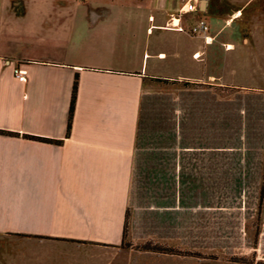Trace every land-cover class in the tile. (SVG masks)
I'll list each match as a JSON object with an SVG mask.
<instances>
[{
    "label": "crops",
    "instance_id": "obj_1",
    "mask_svg": "<svg viewBox=\"0 0 264 264\" xmlns=\"http://www.w3.org/2000/svg\"><path fill=\"white\" fill-rule=\"evenodd\" d=\"M169 15L166 0H0V264H151L165 254L121 246L126 213L133 244L217 240L253 215L264 55Z\"/></svg>",
    "mask_w": 264,
    "mask_h": 264
},
{
    "label": "rangeland",
    "instance_id": "obj_2",
    "mask_svg": "<svg viewBox=\"0 0 264 264\" xmlns=\"http://www.w3.org/2000/svg\"><path fill=\"white\" fill-rule=\"evenodd\" d=\"M170 16L176 17L177 8L183 0H166ZM186 16V15H182ZM208 21L212 41L251 42L264 55V0H206L204 12H197ZM186 18V17H185ZM226 49V46H223ZM246 56V48L239 50ZM261 209H254L253 215L242 210L247 217L240 226L224 223L223 234L217 240H201L192 236L190 241L176 239L172 244H162L176 253H164L150 259L151 264H264V218ZM233 212V211H224ZM232 214V213H230ZM225 220L229 218L226 217ZM239 227V229H238ZM240 233H238V231ZM127 234V230H126ZM152 241V240H150ZM154 242V241H152ZM124 248L137 250L141 243H131L125 236ZM140 251V250H138Z\"/></svg>",
    "mask_w": 264,
    "mask_h": 264
},
{
    "label": "built area",
    "instance_id": "obj_3",
    "mask_svg": "<svg viewBox=\"0 0 264 264\" xmlns=\"http://www.w3.org/2000/svg\"><path fill=\"white\" fill-rule=\"evenodd\" d=\"M205 0H183L180 6L177 8L176 12V20H178L179 17L186 14H193L195 15L197 12H202ZM171 19V16H170ZM169 19V20H170ZM167 24V23H166ZM174 28L178 31H184L189 35H200L205 40L208 32V25L206 21L201 16H196L194 19L185 27H181L178 25V23L175 24V26H167ZM13 73L16 78V80L23 82L25 80L24 78V72L20 70L18 67L13 68Z\"/></svg>",
    "mask_w": 264,
    "mask_h": 264
},
{
    "label": "trees",
    "instance_id": "obj_4",
    "mask_svg": "<svg viewBox=\"0 0 264 264\" xmlns=\"http://www.w3.org/2000/svg\"><path fill=\"white\" fill-rule=\"evenodd\" d=\"M155 80L163 81V82L166 81V79H162V78H155ZM185 84H186V82H185ZM75 88H76V77L74 78V80L72 82V86H71V94H70V101H69L68 114H67V123H66V130L67 131H68L69 126H70V120H71L73 103H74V96H75ZM25 136H28V135H25ZM38 139L43 140V141L49 140L46 138H38ZM263 193H264L263 187L261 186L260 191H259V195H258V207H257L258 210L261 207V203H262V199H263ZM126 218H127V213L125 215L124 222L122 225L121 245H127L124 243V238L126 236V230H127ZM136 247H137L136 249L140 250V251H151V252H158V253H176V252H174V250L172 248H169V247L164 246L162 244H159L157 242H152L150 240L145 241Z\"/></svg>",
    "mask_w": 264,
    "mask_h": 264
}]
</instances>
